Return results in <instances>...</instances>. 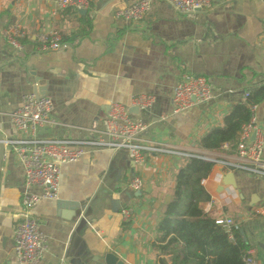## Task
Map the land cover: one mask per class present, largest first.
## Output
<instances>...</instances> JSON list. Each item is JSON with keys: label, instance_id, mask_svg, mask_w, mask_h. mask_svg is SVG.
<instances>
[{"label": "crops", "instance_id": "1", "mask_svg": "<svg viewBox=\"0 0 264 264\" xmlns=\"http://www.w3.org/2000/svg\"><path fill=\"white\" fill-rule=\"evenodd\" d=\"M55 0H0V132L19 135L11 120L22 97L36 87L53 99V123L42 137L90 138L103 129L113 102L129 108L134 97L151 95L147 110L132 112L147 130L142 140L168 142L202 151L197 142L223 126L233 104L264 86V0H213V7L179 14L153 0L144 20L132 24L117 13L137 0H89L86 14L66 8L53 14ZM20 24L23 48L5 32ZM57 30V50L41 52L36 34ZM207 77L214 99L180 114L172 113L174 87L181 74ZM36 84H38L36 86ZM254 115L264 123V100ZM166 116V119L162 117ZM219 154L230 155L224 145ZM182 157L146 155L137 164L126 151L88 149L79 161L62 166L59 198L41 199L32 209L48 237L39 264H160L154 242L164 207L172 199ZM228 170L215 164L204 186L211 199L203 210L240 222L259 264H264V218L254 210L264 200V177L234 171L236 187L226 185ZM135 176L144 186L134 191ZM220 178V179H219ZM24 168L6 148L0 186V264L15 260V228L20 221ZM35 188L33 192H39ZM133 209L125 221L123 209Z\"/></svg>", "mask_w": 264, "mask_h": 264}, {"label": "built area", "instance_id": "2", "mask_svg": "<svg viewBox=\"0 0 264 264\" xmlns=\"http://www.w3.org/2000/svg\"><path fill=\"white\" fill-rule=\"evenodd\" d=\"M170 4L179 14H191L213 7V0H163ZM153 0H137L120 10L118 17L132 24H138L152 9ZM89 0H55L53 14L58 10L73 8L88 10ZM7 41L21 50V39L26 35L20 24H15L4 33ZM39 51L57 50L65 47L57 30L40 31L36 34ZM38 84H36L37 86ZM245 93V97L249 96ZM215 97L211 81L203 75L189 72L181 74L174 87L172 113H184L198 104L207 103ZM134 106L147 110L154 103L151 95L134 97ZM256 106L252 107L250 123L239 132L233 154L223 155L216 151L187 150L178 145L158 140L144 141L142 134L148 125L132 116L130 108L120 102H113L107 116L104 117L103 129L90 138L72 139L68 137H42L40 130L53 123V99L49 95L37 96L34 92L23 95L21 105L11 113V120L19 135L4 139L5 148L16 157L24 168L25 190L23 191L20 221L15 228V260L18 264H39L47 249L48 237L41 231L40 223L32 214V209L41 199L59 198L61 170L67 163L81 160L88 149H109L114 152L123 150L137 164H144L146 155L165 154L176 157L197 156L223 165L228 172L244 171L248 174L264 177V123L258 122L254 115ZM166 119V116L162 117ZM255 138L253 139V135ZM220 179V178H219ZM206 178L202 180L204 184ZM144 186L141 177L135 176L129 187L138 191ZM39 188V192H33ZM133 209H123L125 221L131 219ZM254 215L264 218V200L254 210ZM234 240V232L242 229L240 222L231 216L216 218ZM244 264H259L255 251L250 248L244 256Z\"/></svg>", "mask_w": 264, "mask_h": 264}, {"label": "trees", "instance_id": "3", "mask_svg": "<svg viewBox=\"0 0 264 264\" xmlns=\"http://www.w3.org/2000/svg\"><path fill=\"white\" fill-rule=\"evenodd\" d=\"M264 100V86L249 94L245 102L232 105L223 126L212 127L197 144L207 151H221L228 144L236 148L239 132L252 120V107ZM177 172L172 199L164 207L154 242L160 264H244L251 245L243 229L234 240L201 203L211 199L202 180L212 172L214 162L185 156Z\"/></svg>", "mask_w": 264, "mask_h": 264}, {"label": "water", "instance_id": "4", "mask_svg": "<svg viewBox=\"0 0 264 264\" xmlns=\"http://www.w3.org/2000/svg\"><path fill=\"white\" fill-rule=\"evenodd\" d=\"M80 13L86 14L87 11L86 10H80ZM34 93H36L37 96H41V95H45V93L43 91H41V89H39L38 87H36L33 91ZM138 109L136 107H131L130 111L131 112H136ZM253 139L255 138V134L252 137ZM5 153H6V148L4 145V136L3 134L0 132V186H1V173H2V164L5 158ZM224 183L226 185H231L233 187H236V181H235V175L233 172H229L227 175L224 176ZM108 264H114V255L109 254L108 257Z\"/></svg>", "mask_w": 264, "mask_h": 264}]
</instances>
